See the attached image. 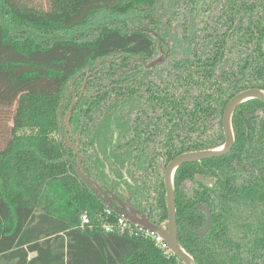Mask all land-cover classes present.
<instances>
[{
	"label": "trees",
	"instance_id": "trees-1",
	"mask_svg": "<svg viewBox=\"0 0 264 264\" xmlns=\"http://www.w3.org/2000/svg\"><path fill=\"white\" fill-rule=\"evenodd\" d=\"M149 31L171 34L172 47L166 62L145 69L140 61L157 53ZM92 71L79 99L87 118L79 152L91 175L99 171L93 142L102 149L112 118L121 156L160 155L165 164L216 146L222 133L210 115L239 90H264V0H0V264H184L152 238L106 231L117 214L55 136L67 85ZM165 128L162 144L148 146ZM232 128L228 154L182 164L174 175L177 238L198 264H264V104L243 102ZM243 159L247 171L235 163ZM209 165L216 195L205 186L186 194L184 180ZM159 191L165 219L162 184ZM198 201L212 213L204 235L196 234ZM84 212L90 224L81 227Z\"/></svg>",
	"mask_w": 264,
	"mask_h": 264
},
{
	"label": "flooded vegetation",
	"instance_id": "flooded-vegetation-1",
	"mask_svg": "<svg viewBox=\"0 0 264 264\" xmlns=\"http://www.w3.org/2000/svg\"><path fill=\"white\" fill-rule=\"evenodd\" d=\"M149 32L157 40V44H156L157 53L155 57L151 60H146V61H143L139 58H134L130 65V68L133 67L134 63L137 60L138 61L141 60L140 62L144 65L145 69L155 66V65H152V66H146V65L148 64V62L154 60L157 57L162 58V59L165 57L167 58L164 61L156 65L163 64L164 62L168 60L170 53H171V47H172V42L170 40L171 34H169L168 36H166L165 39H163L156 32L154 31H149ZM107 71H115V69L113 70L108 69L102 72L104 73ZM94 72L95 71L88 72L84 80L81 83L75 82L73 86L67 85L66 90H65L66 93L63 95L61 102L59 104L58 131L56 132L55 136L58 137L60 140H62L63 145L67 150L68 157H70V161L73 164L74 168L76 164H78V157H79L80 159L79 160V170L86 177H89L92 181L96 183L94 186L95 190L89 188L87 185L86 186L106 206L107 210L109 211L113 210L116 214L117 212H123L124 210L128 209V204H127L128 202L130 205H132L133 208L138 209L142 211L144 214H146L152 224L159 225L163 221H165L167 218V208H166V218L161 219L160 217H161L162 209L161 207L158 206L157 195L160 192L159 190L161 189V184H162L163 189H164V194H165V207H166L164 171H165V168L168 162L172 160L174 157H176L178 154L170 158L168 161H166L165 164H164L165 162L164 157L160 155L158 156L156 155V157L154 158L156 163L152 162L154 159L151 156H143L141 153L139 154L140 156H137L135 152L133 154L131 153L130 156L125 155L126 157L119 155L118 152L120 150L112 148L113 144L115 145L117 144V137H118V132H119L118 128L113 122L114 119L112 118L111 123H110L112 135H110V138L107 137L105 139H102V149L100 150L99 147L97 146V143L95 141L93 142L95 149H96V153L99 157L98 162H96L99 168V171L92 172L93 175H91L89 168L86 167V163H88L87 160L86 162H83L84 157H82L79 150L85 142L86 131L84 130V128H86L85 121L87 120V118H85L86 117L85 114L81 112V104L79 103V99L88 84L89 75L92 74L91 76L93 78ZM242 90H239V91H242ZM239 91L235 92L233 95L228 96L226 98V101L224 103V106H223V109L220 115H217L216 112L210 115L209 119L213 123V127H215V129H217L218 126L220 127V130L222 133V142L216 146L209 147V148H215L224 143L225 136H224L223 125H222L223 111H224V108L227 102ZM240 105H238L236 109ZM244 112L246 111L244 110ZM259 114H261V111H258L255 113V115H259ZM218 120H220L219 125L217 122ZM142 126L144 127V125ZM181 128H182V125L174 127L173 130L177 129L181 131L182 130ZM169 134H170L169 128H165V132L162 131V132H158V134L156 135H149L146 139V143L148 144V146L161 145L162 144L161 141L164 140V138H167ZM142 137L144 138L146 137V135L142 134ZM234 142H235V138H234ZM203 149H208V148H203ZM197 150H201V149H197ZM189 151H196V150H188V151H183V152H189ZM183 152H180V153H183ZM71 154H75L76 158H72ZM205 159H202L200 161H193V162H198L200 164ZM243 160H244L243 163H238V162H235V163L240 164L243 167V169L247 171L249 164L247 163L245 159ZM187 163H192V162H187ZM183 164H186V163H183ZM216 172H217V167L215 165H209L208 168L206 167V169L203 170V172L202 170L198 169L197 171L194 172L192 179L187 178L184 180V191L188 195L193 194L194 196L195 195L197 196L199 192H202L201 186H205V187L210 188L211 190L214 189V193L213 191L212 192L209 191V192L210 194H213L211 196H215L216 189L218 187L217 186L218 178L216 176ZM198 177H202L203 179L207 181V183L202 182L201 180L198 179ZM174 191H175V188H174ZM198 204L206 205L198 201L194 205L195 209H197L195 206ZM206 206L209 208L208 205ZM201 212L204 214V221L202 225L196 231V234L204 225L206 217H207V214L205 212L203 211ZM210 213H211V210H210ZM211 216H212V213H211Z\"/></svg>",
	"mask_w": 264,
	"mask_h": 264
},
{
	"label": "water",
	"instance_id": "water-1",
	"mask_svg": "<svg viewBox=\"0 0 264 264\" xmlns=\"http://www.w3.org/2000/svg\"><path fill=\"white\" fill-rule=\"evenodd\" d=\"M165 58H155L154 60L148 62L146 66H152L159 64L164 61ZM259 99L264 103V90L259 88H247L236 93L226 104L223 117L222 125L223 132L225 136V141L223 144L208 149H201L196 151L183 152L178 154L172 160L168 162L164 171V185L166 191V208H167V218L159 225H154L150 222L148 216L142 211L135 209L128 202V209L123 212H117L118 215H122L130 223L146 228L150 231H154L159 235L164 242L168 245L172 254L177 256L184 264H198L194 257L179 243L177 238V219H176V206H175V193H174V174L176 169L183 163L200 161L205 158L219 157L228 154L234 144V132L232 128V115L236 107L242 102L249 99ZM79 157L78 164L75 166L76 173L78 176L86 183V185L94 189L95 182L89 177H86L79 170ZM204 183H207L202 177H198ZM95 190V189H94ZM197 209L205 212L207 214L206 220L202 228L197 232V235H203L206 233L211 222V213L206 205L198 204L195 206Z\"/></svg>",
	"mask_w": 264,
	"mask_h": 264
},
{
	"label": "built area",
	"instance_id": "built-area-1",
	"mask_svg": "<svg viewBox=\"0 0 264 264\" xmlns=\"http://www.w3.org/2000/svg\"><path fill=\"white\" fill-rule=\"evenodd\" d=\"M106 211L110 212L109 210ZM89 224H90L89 216L85 212L82 213L79 225L81 227H84L85 225H89ZM103 227L106 231L119 229L121 232H126L131 235L141 234L143 236L152 238L166 255L172 254L166 242H164L162 238L159 235H157L154 231H150L146 228L136 226L130 223L129 221H127L122 215H117V219L114 223L105 224L103 225Z\"/></svg>",
	"mask_w": 264,
	"mask_h": 264
}]
</instances>
